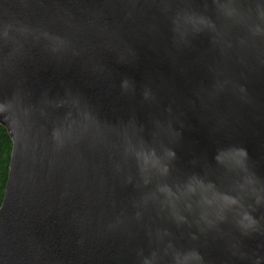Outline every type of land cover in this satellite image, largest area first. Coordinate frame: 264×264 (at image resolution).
<instances>
[{
  "label": "water",
  "instance_id": "1",
  "mask_svg": "<svg viewBox=\"0 0 264 264\" xmlns=\"http://www.w3.org/2000/svg\"><path fill=\"white\" fill-rule=\"evenodd\" d=\"M0 125V264H264V0H0Z\"/></svg>",
  "mask_w": 264,
  "mask_h": 264
},
{
  "label": "trees",
  "instance_id": "2",
  "mask_svg": "<svg viewBox=\"0 0 264 264\" xmlns=\"http://www.w3.org/2000/svg\"><path fill=\"white\" fill-rule=\"evenodd\" d=\"M11 147L12 143L10 137L5 128L0 125V204L2 202L4 187L9 169Z\"/></svg>",
  "mask_w": 264,
  "mask_h": 264
},
{
  "label": "snow or ice",
  "instance_id": "3",
  "mask_svg": "<svg viewBox=\"0 0 264 264\" xmlns=\"http://www.w3.org/2000/svg\"><path fill=\"white\" fill-rule=\"evenodd\" d=\"M241 155H242V156L244 155V152H243V150H241Z\"/></svg>",
  "mask_w": 264,
  "mask_h": 264
}]
</instances>
